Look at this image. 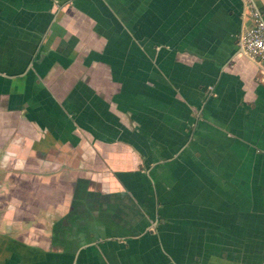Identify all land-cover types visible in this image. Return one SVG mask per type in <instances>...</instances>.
<instances>
[{
  "label": "crops",
  "instance_id": "crops-1",
  "mask_svg": "<svg viewBox=\"0 0 264 264\" xmlns=\"http://www.w3.org/2000/svg\"><path fill=\"white\" fill-rule=\"evenodd\" d=\"M264 0H0V264H264Z\"/></svg>",
  "mask_w": 264,
  "mask_h": 264
},
{
  "label": "built area",
  "instance_id": "built-area-1",
  "mask_svg": "<svg viewBox=\"0 0 264 264\" xmlns=\"http://www.w3.org/2000/svg\"><path fill=\"white\" fill-rule=\"evenodd\" d=\"M250 27L243 29L238 37V47L244 57L254 62L264 61V19L260 11L248 4ZM260 81L264 82V75Z\"/></svg>",
  "mask_w": 264,
  "mask_h": 264
}]
</instances>
